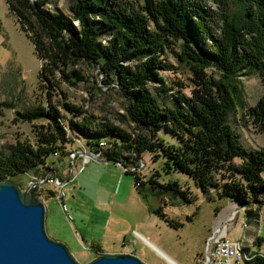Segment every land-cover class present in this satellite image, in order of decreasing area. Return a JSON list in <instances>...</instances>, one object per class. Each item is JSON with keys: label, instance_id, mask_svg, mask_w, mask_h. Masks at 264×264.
<instances>
[{"label": "trees", "instance_id": "16d2710c", "mask_svg": "<svg viewBox=\"0 0 264 264\" xmlns=\"http://www.w3.org/2000/svg\"><path fill=\"white\" fill-rule=\"evenodd\" d=\"M226 1L215 0L218 13L201 0H144L138 9L123 0H72L70 16L44 7L47 0L7 3L37 58L44 62L41 78L50 85L49 76L57 71L66 83L75 85L80 74L66 68L79 61L95 65L102 83L116 87L125 98L129 120L144 132L133 137L63 102L75 117L68 121L69 129L84 136L90 151L101 150L105 161L119 162L123 168L134 164L131 157L122 159L123 151H148L155 160H163L165 173L187 175L202 192L215 188L219 197L237 205L260 206L264 202V147L246 148L229 115L241 103L236 72L244 68L264 72V0ZM174 42L179 47L173 53L177 66L163 57L167 45ZM159 69L192 75L190 95L177 92L160 101L150 86L156 81L164 94L168 92L166 81L157 74ZM247 114L264 128V94L248 107ZM18 115L29 122H46L35 131L34 142L17 140L0 149V181L44 168L46 158L65 151L71 141L54 105L40 103ZM158 131L174 135L177 141L152 139ZM125 172L133 175L138 194L144 196L147 189L159 199L152 213L172 227L182 226L165 215L162 205L165 196H179L190 203L186 188L177 181H158L157 171L148 178L134 170ZM258 253L252 252L247 263L264 264V256Z\"/></svg>", "mask_w": 264, "mask_h": 264}, {"label": "rangeland", "instance_id": "374dc122", "mask_svg": "<svg viewBox=\"0 0 264 264\" xmlns=\"http://www.w3.org/2000/svg\"><path fill=\"white\" fill-rule=\"evenodd\" d=\"M123 1H128L133 9L144 4V0ZM201 1L206 8L220 12L215 0ZM71 4L72 0H47L44 7L70 16ZM17 20L7 0H0V149L17 140L34 142L35 131L46 122L45 119L26 121L18 112L42 103L56 106L63 116L59 122L65 124L71 140L65 151L48 156L46 166L34 173L6 178L22 192L37 182L34 195L44 204L45 230L50 238L64 243L80 264L104 253L132 254L144 264H214L208 250H213L221 237L248 246L250 255L243 260H248L252 252L264 256V202L260 206H241L229 198L219 197L215 188L202 192L187 175L176 171L165 173L163 160H155L148 151L139 154L123 151L122 159L128 156L134 162L125 168L119 162L105 161L101 150L90 151L84 136L69 129L68 121L75 117L67 112L63 102L80 107L98 122L107 120L133 137L144 132L129 120L125 98L116 87L102 83V75L95 65L79 61L68 66V72L75 69L81 76L75 85L66 83L57 71L49 76L50 85L41 78L44 62L37 58L32 42ZM178 48V43L168 44L163 55L173 66H177L173 53ZM209 71L217 76L214 70ZM157 74L169 89L164 94L161 83L150 82L160 101L177 92L190 95L188 79L192 75L189 73L159 69ZM234 81L241 103L229 115V122L246 148H263L264 128L252 122L247 109L264 94V72L244 68L236 72ZM151 137L177 141L174 135L164 131ZM125 169L134 170L143 178L157 171L158 181H177L186 188L190 203H184L179 196H165V205H162L165 215L182 222V226L172 227L152 213L160 204L159 199L147 189L144 196L138 194L133 175ZM258 237L261 240L256 243Z\"/></svg>", "mask_w": 264, "mask_h": 264}, {"label": "water", "instance_id": "95a60500", "mask_svg": "<svg viewBox=\"0 0 264 264\" xmlns=\"http://www.w3.org/2000/svg\"><path fill=\"white\" fill-rule=\"evenodd\" d=\"M34 184L22 192L8 179L0 181V264H80L64 243L48 237ZM84 264L144 263L132 254L104 253Z\"/></svg>", "mask_w": 264, "mask_h": 264}, {"label": "built area", "instance_id": "2783aa9c", "mask_svg": "<svg viewBox=\"0 0 264 264\" xmlns=\"http://www.w3.org/2000/svg\"><path fill=\"white\" fill-rule=\"evenodd\" d=\"M52 181V179H50ZM211 250H208V252ZM211 259L214 264H246L248 260L237 258L235 245L230 242L226 237L220 241L215 242L211 252Z\"/></svg>", "mask_w": 264, "mask_h": 264}, {"label": "bare ground", "instance_id": "6f19581e", "mask_svg": "<svg viewBox=\"0 0 264 264\" xmlns=\"http://www.w3.org/2000/svg\"><path fill=\"white\" fill-rule=\"evenodd\" d=\"M247 30V29H246ZM88 154H90V153H88ZM9 180V179H8ZM35 184L37 183V182H34ZM33 184V183H32ZM35 184H34V186H35ZM34 186H33V193H34ZM35 196V195H34ZM35 198H36V196H35ZM37 199V198H36ZM40 201V200H39ZM43 203V202H42ZM49 237V236H48ZM223 237H221V238H219V241L222 239ZM230 242H232L234 245H235V248H236V252H237V258H239L240 257V255L242 256L241 258L243 259V258H245V257H247L248 256V254L250 255V251H248L249 250V248H248V246L247 245H245V244H242V243H240V241L238 242V241H232V240H230L229 238H227ZM56 240V239H55ZM58 241V240H57ZM61 242V241H60ZM218 242V241H217ZM213 247H214V245H213ZM212 247V248H213ZM212 252V249H211V251H210V253ZM102 255V254H101ZM101 255H99V256H101ZM98 257V256H97ZM96 258V257H95ZM94 259V258H93ZM90 261V260H89ZM230 264H233V263H230Z\"/></svg>", "mask_w": 264, "mask_h": 264}, {"label": "crops", "instance_id": "0c3cea01", "mask_svg": "<svg viewBox=\"0 0 264 264\" xmlns=\"http://www.w3.org/2000/svg\"><path fill=\"white\" fill-rule=\"evenodd\" d=\"M236 204V203H235Z\"/></svg>", "mask_w": 264, "mask_h": 264}]
</instances>
